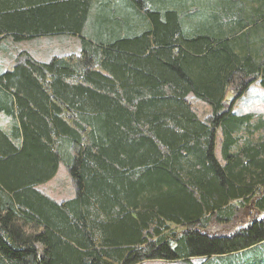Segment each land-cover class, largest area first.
I'll list each match as a JSON object with an SVG mask.
<instances>
[{
  "label": "trees",
  "instance_id": "obj_1",
  "mask_svg": "<svg viewBox=\"0 0 264 264\" xmlns=\"http://www.w3.org/2000/svg\"><path fill=\"white\" fill-rule=\"evenodd\" d=\"M61 34L0 70V264L264 262V117L226 100L264 86V0H0V37Z\"/></svg>",
  "mask_w": 264,
  "mask_h": 264
},
{
  "label": "rangeland",
  "instance_id": "obj_2",
  "mask_svg": "<svg viewBox=\"0 0 264 264\" xmlns=\"http://www.w3.org/2000/svg\"><path fill=\"white\" fill-rule=\"evenodd\" d=\"M8 37V38H6ZM0 38V67L6 66L15 59L17 53L22 50H27L31 55L39 59H51L53 56L61 54L62 56L79 53L81 51L80 42L77 38L66 37L62 39L49 40L46 37H32L24 41H15L11 36ZM50 61V60H49ZM6 71V70H5ZM193 105L195 111L201 119H206L212 114V108L206 102L198 99L193 94H189L187 98ZM227 102H231L232 112L238 115L246 113H254L257 117H264V86L261 80L254 82L239 99H233L232 91L226 93ZM14 124V119L10 116L0 113V129L10 132ZM264 134V131L258 133ZM221 131L217 132L216 141V156L221 163H224L221 148H220ZM37 189L47 196L55 199L58 203L72 199L76 196V186L70 175L69 169L61 163L57 174L48 182L38 185ZM210 262L208 258H192L191 263L187 262H172L162 259H150L140 264H206ZM212 262V263H211ZM210 264H215L212 260ZM218 264H228V261L221 260ZM264 264V262H260Z\"/></svg>",
  "mask_w": 264,
  "mask_h": 264
},
{
  "label": "crops",
  "instance_id": "obj_3",
  "mask_svg": "<svg viewBox=\"0 0 264 264\" xmlns=\"http://www.w3.org/2000/svg\"><path fill=\"white\" fill-rule=\"evenodd\" d=\"M8 36H11V35H8ZM12 37V36H11ZM39 37H46V39H49V40H54V39H62V40H64L66 37H68V38H71V37H75V38H77L78 39V41L80 42V48H81V41H80V37L79 36H76V35H71V34H61V35H48V36H39ZM0 38H2V37H0ZM6 38H8V37H6ZM13 38V37H12ZM35 59H37V60H39V61H43V62H49V60H51V59H39V58H37V57H35L34 55H32ZM55 56H62L61 54H58V55H55ZM8 64L9 63H7L6 64V66H3V67H0V70L1 71H5L6 69H7V67H8Z\"/></svg>",
  "mask_w": 264,
  "mask_h": 264
},
{
  "label": "bare ground",
  "instance_id": "obj_4",
  "mask_svg": "<svg viewBox=\"0 0 264 264\" xmlns=\"http://www.w3.org/2000/svg\"><path fill=\"white\" fill-rule=\"evenodd\" d=\"M264 243V242H263Z\"/></svg>",
  "mask_w": 264,
  "mask_h": 264
}]
</instances>
